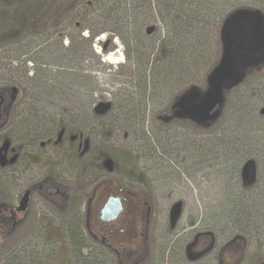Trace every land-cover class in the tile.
Here are the masks:
<instances>
[{"label":"rangeland","instance_id":"obj_1","mask_svg":"<svg viewBox=\"0 0 264 264\" xmlns=\"http://www.w3.org/2000/svg\"><path fill=\"white\" fill-rule=\"evenodd\" d=\"M104 3L82 23L84 29L69 26L48 38L29 37L17 45L0 46V90L19 92L24 119L31 118L36 128L71 124L66 125L68 138L73 135L69 145L79 130L84 134L81 151L72 150L70 161L49 153L50 161L34 164V173L26 177H20L14 165L0 166V264L26 261L28 237L42 253L38 264H51L44 254L56 250L55 262L77 264L68 225L83 217L88 197L101 184L120 185L138 197L134 202L146 217L142 227L149 250L143 264L172 263L167 254L159 256L155 241L166 235L173 204L185 207L180 231L197 221L199 228L215 221L231 228L245 213L239 207L240 196L224 191L222 177L237 169L236 162L227 161L240 154L238 143L252 147L259 137L264 152V65H255L252 74L221 91L217 102L221 100L222 113L209 127L189 128L180 121L178 128L168 131L172 123L161 118L172 115L173 106L177 108L189 91L199 96L208 90L223 55L220 30L228 14H264V0H118L115 20L111 4ZM90 29L105 31L91 48L82 41ZM103 44L113 49L111 53L103 54ZM72 45H79L78 54ZM110 54L117 59L113 64L105 61ZM104 102L111 107L92 117L95 105ZM34 111L39 112L37 118L30 115ZM102 142L114 149L111 159L89 151L90 143ZM37 147L39 152L42 146ZM245 152L248 149L241 153ZM33 187L39 192L32 198L30 217L24 221L28 223L23 226L17 220L20 224L10 234L7 213L14 214L24 190ZM41 231L46 241L61 242L45 249ZM251 252L252 247L241 264L264 260V255L254 258ZM82 254L81 264H106L105 250Z\"/></svg>","mask_w":264,"mask_h":264},{"label":"flooded vegetation","instance_id":"obj_2","mask_svg":"<svg viewBox=\"0 0 264 264\" xmlns=\"http://www.w3.org/2000/svg\"><path fill=\"white\" fill-rule=\"evenodd\" d=\"M154 31L155 29L152 32ZM220 32L223 55L215 72L216 77L220 75L214 81L216 87L207 95L211 98L220 91L221 84L231 83L241 78L242 67L252 65L261 67L264 64V14L262 12L245 10L232 12L223 20ZM232 65L236 66V70L232 69ZM18 93L16 90H0V166L14 165L20 177H26L34 173V164L46 163L47 161L44 160L50 161L49 153H55L53 155H60L66 161H70V150L81 151L80 144L84 139L82 130L78 131L76 139L70 143L71 147L68 140L73 135L68 138L66 125L55 128H36L31 118L29 121L21 115L23 105L18 102ZM189 95L190 92L185 94L187 100L191 99ZM221 113L222 111H211L169 115L162 117L161 120L167 124L172 123L169 124L168 131L178 128L179 125L176 123L180 121L187 122L189 128L197 124L207 128ZM32 117L34 118V115ZM27 124H30L31 128L26 126ZM10 135L14 140L12 143ZM261 143L259 137L252 143V147H245L246 143H238L240 145H236V148L240 154L235 155L232 161H227L236 162L237 169L233 166L235 172L232 170L231 175L222 177L224 191L240 196L239 207L245 210V213L233 222L231 228H223L217 221L206 224L207 226L202 224L203 227L199 228L200 222L197 221L180 231L178 224L184 216L185 207L184 204L175 203L168 211L166 235L155 241L159 256L167 254L168 257L173 258L171 264H208L207 261L210 258L211 264H241L250 247L253 251L252 257L258 258L264 255V152L261 151L263 148ZM37 145L42 146L39 148L40 153ZM247 149L248 152L241 153ZM34 187L24 190L18 208L15 210L17 214L16 212L7 213L5 219L8 221L6 220L7 226H5L10 234H13L15 228L19 226L18 221L24 222L30 217L32 198L36 192H39V189ZM26 194L29 195V204L24 214L19 215L18 209ZM135 198L138 197L128 193L120 185H115L114 188L102 184L97 186L85 203L83 217L74 218V221L68 225L72 235H77L81 230L85 240L88 241V244H84L79 249L77 241L72 237L76 245V252L74 250L72 252L74 259H77V264H81L79 259L85 250L90 251L91 254H97L100 249L105 250L106 264L145 263L149 250L145 245L146 228L142 227V223H145L146 217L142 215V206L134 202ZM66 200L68 203L71 198L67 197ZM111 202L119 204L121 211L115 219L108 220L105 218V212ZM25 223L27 225L28 222H24L23 226ZM41 234L43 235L44 232L41 231ZM30 239L31 237H28L24 248L26 261L17 260L18 263L38 264L42 253H39V248ZM39 239L41 240V237ZM57 241L61 242L59 238L46 241L43 235L40 242L43 246L45 245V249L47 245H52L51 249H53ZM58 254L57 250L45 252L44 261L49 260L51 264H58L54 261L58 259L56 258ZM259 264H264V260H260Z\"/></svg>","mask_w":264,"mask_h":264},{"label":"trees","instance_id":"obj_3","mask_svg":"<svg viewBox=\"0 0 264 264\" xmlns=\"http://www.w3.org/2000/svg\"><path fill=\"white\" fill-rule=\"evenodd\" d=\"M105 1L111 4V11H113L115 20L120 12V8L116 7L118 5V0H0V46L6 47L8 45H17L23 39H27L29 37L39 36L41 38H48V36H52L60 31L64 32L69 26L76 29H84L82 27V23H88L90 21L91 14L98 11L103 6L102 4H105ZM119 21H121L120 17ZM151 31L152 29H147V33ZM89 32L90 35L88 39L82 38V41H84L88 47L91 48L95 39L105 31L103 29H90ZM73 45L71 48L72 52L78 54L80 50L78 49L79 45ZM101 48H103V54H109L113 50L105 44H103ZM95 57L99 56L95 54ZM231 67L233 70H236V66L232 65ZM252 68L253 65L247 67L244 66V68L242 67V77L244 75L252 74ZM216 70L217 69L213 72L214 76H210L208 81V90L203 94L200 93L199 96L197 94L192 95V93H190V100H187L184 96L185 98L180 99L177 108L176 105L173 106L172 115H180V111L190 114L220 111L222 109L221 100H219V103L217 100L219 98L221 99V91L226 88H230L229 85L233 82L221 84L220 91L212 96V98L208 97L207 95L210 93V90H213V88L215 89L214 81L218 79V76H220L218 75L216 77ZM242 77L234 82H239ZM109 107H111L109 102L96 104L92 110V117L98 118V116L101 115L103 111H107ZM33 115L37 118V116H39V112L34 111ZM60 124L61 126L71 125L69 123L64 124L61 122ZM90 144L92 145L89 150L90 152L95 151V154L99 152L101 155L110 159L115 156L113 153L114 149L107 143L102 142L99 145ZM95 146L96 149L94 148ZM71 151L72 150H70V152ZM129 163L130 162L128 160L124 164ZM83 235V231L81 230L78 231L77 235H73V240L75 239L77 241L79 249L83 247V243L85 242ZM90 264H92L91 261Z\"/></svg>","mask_w":264,"mask_h":264},{"label":"water","instance_id":"obj_4","mask_svg":"<svg viewBox=\"0 0 264 264\" xmlns=\"http://www.w3.org/2000/svg\"><path fill=\"white\" fill-rule=\"evenodd\" d=\"M215 87H216V84L214 83ZM218 88V87H217ZM21 204H20V207L18 209L19 211V215H23L24 212H25V209L28 207V204H29V195L26 194L25 196H23L22 200H21ZM121 211V207L119 204H115L113 202H111L109 204V208L107 209V211L105 212V218L106 219H115V217L120 213Z\"/></svg>","mask_w":264,"mask_h":264},{"label":"bare ground","instance_id":"obj_5","mask_svg":"<svg viewBox=\"0 0 264 264\" xmlns=\"http://www.w3.org/2000/svg\"><path fill=\"white\" fill-rule=\"evenodd\" d=\"M108 57H111V59H108ZM106 59H105V61L107 62V63H110V64H113V62H115L117 59L116 58H114V54L112 55V54H110V55H108L107 57H105Z\"/></svg>","mask_w":264,"mask_h":264},{"label":"snow or ice","instance_id":"obj_6","mask_svg":"<svg viewBox=\"0 0 264 264\" xmlns=\"http://www.w3.org/2000/svg\"><path fill=\"white\" fill-rule=\"evenodd\" d=\"M108 59H111V57H108Z\"/></svg>","mask_w":264,"mask_h":264}]
</instances>
